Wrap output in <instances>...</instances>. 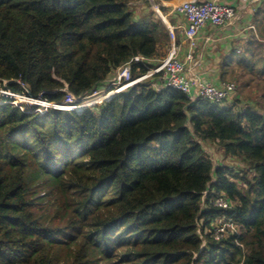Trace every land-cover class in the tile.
<instances>
[{
  "label": "trees",
  "instance_id": "obj_1",
  "mask_svg": "<svg viewBox=\"0 0 264 264\" xmlns=\"http://www.w3.org/2000/svg\"><path fill=\"white\" fill-rule=\"evenodd\" d=\"M133 1L0 0V81L60 103L133 57L131 78L145 74L170 39ZM149 83L81 112L0 104V264H264V108ZM201 142L246 170L214 167ZM220 218L237 233L215 240Z\"/></svg>",
  "mask_w": 264,
  "mask_h": 264
},
{
  "label": "built area",
  "instance_id": "obj_2",
  "mask_svg": "<svg viewBox=\"0 0 264 264\" xmlns=\"http://www.w3.org/2000/svg\"><path fill=\"white\" fill-rule=\"evenodd\" d=\"M147 1L151 4L154 13L159 17V19H161L163 16L158 5L154 4L153 0ZM174 12L182 16L186 23L185 28L182 30V35L184 39L189 42V45L184 61L178 59L179 46L176 43L174 28L167 26L166 28L170 39V48L166 56L162 60H159L152 68H149L145 74L135 79L131 78L130 62L133 61L137 63L144 62L145 60L138 56L133 57L130 62L123 64L114 71L116 82L111 86H107L102 94L94 89V91L90 94L78 99L69 93L65 87L62 90L66 94L64 100L60 103H51L42 99L40 96L37 98L31 97L24 85L20 84L19 81L17 83L23 90V93L20 94L14 93L8 88L9 82L0 81V84H7V87L3 86L4 90L0 89L1 98L11 101L17 97H22L28 104L32 102V106L29 107L33 108V110L25 108V111L22 112H31L36 109H42L45 112L47 110L81 112L82 110H79L78 107L82 106L84 103H88L85 106V109L92 108L102 104L103 102H108L116 94L122 93L126 88L128 90L137 84H143V81L149 79L148 81L154 80L155 83H158V85L153 83L151 84H153V87L156 86L159 88V91L165 88L180 91L190 102L195 100H202L213 104L225 102L235 91L234 83L224 82L219 86H215L202 81L197 76L188 74L186 65L194 60L196 38L201 29H203L207 24H210L215 28L232 26L239 20V12L236 7L229 4L218 3L217 0L186 1L175 7ZM155 91L157 90L155 89ZM1 98L0 104H12V102L3 101ZM214 205L220 209H230V204L226 202L223 197L215 199ZM223 219H225L224 222L219 225H215L216 227L213 231V237L215 240L222 238L227 231L237 233V227L233 225L232 221L226 218Z\"/></svg>",
  "mask_w": 264,
  "mask_h": 264
},
{
  "label": "crops",
  "instance_id": "obj_3",
  "mask_svg": "<svg viewBox=\"0 0 264 264\" xmlns=\"http://www.w3.org/2000/svg\"><path fill=\"white\" fill-rule=\"evenodd\" d=\"M191 0H166L161 2L162 16L169 27L174 28L179 46L178 59L185 60L189 42L182 35L186 23L174 8ZM201 1V0H197ZM218 3L236 7L239 20L232 26L215 28L207 24L198 33L194 60L187 63L188 74L202 81L219 86L230 82L229 76L239 68L241 71L254 58L257 48H264V0H217ZM170 43L160 45L159 56L150 60L154 66L162 60ZM151 83L158 85L154 80ZM232 82V81H231ZM234 83V82H232Z\"/></svg>",
  "mask_w": 264,
  "mask_h": 264
},
{
  "label": "rangeland",
  "instance_id": "obj_4",
  "mask_svg": "<svg viewBox=\"0 0 264 264\" xmlns=\"http://www.w3.org/2000/svg\"><path fill=\"white\" fill-rule=\"evenodd\" d=\"M146 3L147 0H135L129 4L130 12H132L136 20H140L148 16L151 17L150 10L153 12V9L152 7L150 9L148 7V4ZM154 15L157 17L155 13ZM256 50L257 51L254 54V58H252V60L247 63L243 71L238 68L233 75L229 76L228 80H230V82H234L235 84V91L230 96L228 101H225L224 104H221V107L233 108L236 110L239 108H246L247 106L254 110L264 108V48L260 47ZM114 74L115 72H113L111 76L108 77L105 85L97 88L96 91L102 94L107 86H111L112 84H114L116 82ZM148 80L149 79L143 81L142 83L150 82ZM149 84L153 87V84H151V82ZM3 86L7 87V84H0L1 90H4ZM153 88L154 90L156 89L157 91H159V88H157L156 86H154ZM126 91L127 88L123 90L122 93ZM1 97L2 96L0 95V98ZM3 101L12 102V104L15 105V107H17L20 111H25V108H30L29 106H32V102L29 101L30 103L28 104L22 97H17L15 99H12L11 101L8 99H5ZM31 112H35L40 115L45 111L42 109H36ZM200 145L203 154L211 161L214 167H225L232 171L233 174H236L237 172H244L246 170V166H244V163L240 159L225 156L221 148L216 143L201 142ZM247 174L249 176L252 175V173ZM224 220L225 219L220 218L216 220V224L219 225L220 223L224 222Z\"/></svg>",
  "mask_w": 264,
  "mask_h": 264
},
{
  "label": "bare ground",
  "instance_id": "obj_5",
  "mask_svg": "<svg viewBox=\"0 0 264 264\" xmlns=\"http://www.w3.org/2000/svg\"><path fill=\"white\" fill-rule=\"evenodd\" d=\"M88 103H84L82 106H79L78 109L80 110H84L85 109V106L87 105Z\"/></svg>",
  "mask_w": 264,
  "mask_h": 264
},
{
  "label": "water",
  "instance_id": "obj_6",
  "mask_svg": "<svg viewBox=\"0 0 264 264\" xmlns=\"http://www.w3.org/2000/svg\"><path fill=\"white\" fill-rule=\"evenodd\" d=\"M161 21H162V23L167 27L168 26V24H167V22H166V20H165V18H161Z\"/></svg>",
  "mask_w": 264,
  "mask_h": 264
}]
</instances>
